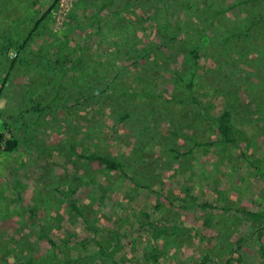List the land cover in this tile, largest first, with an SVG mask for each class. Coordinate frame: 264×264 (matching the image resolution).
I'll use <instances>...</instances> for the list:
<instances>
[{
  "label": "rangeland",
  "instance_id": "374dc122",
  "mask_svg": "<svg viewBox=\"0 0 264 264\" xmlns=\"http://www.w3.org/2000/svg\"><path fill=\"white\" fill-rule=\"evenodd\" d=\"M94 1L100 3L63 0L54 8L31 44L42 59H31L37 53L28 49L0 93V138H4L0 144V264H45L43 256L51 250L44 233L57 243V259L65 264H155L152 258L145 259L146 251L155 246L171 247L158 252L163 264H195L207 256L214 264H224L227 252L239 245L245 264H264L258 235L245 215H235L242 209L264 210V175L247 160L262 158L264 150L253 155L252 147L258 142L251 135L242 148L246 155L239 148L229 151L214 145L217 136L209 124L232 105L237 127L251 131L255 111L251 102L261 101L254 93L264 86V46L259 50V43H243V38L227 42L218 16L240 0H186L185 6L174 5L169 11V21L178 24L176 32L171 30L173 35L210 36L201 42L197 66L189 43L178 38L170 49L149 48L153 26L162 19L156 11L161 0H115L102 13ZM53 2L37 0L38 16L47 13ZM127 5L132 6L131 13L123 14ZM119 12L124 15L119 20L131 29L119 50L125 72L130 73L120 77H128V82H112L119 84L112 85L113 95L103 96L99 88L107 81H101L95 92L98 98L87 101L94 91L89 83L79 84L81 65L94 55L118 50L116 36L121 34L109 24L118 21ZM215 22L220 23L211 27ZM8 51L0 62V90L16 56L15 49ZM196 68L205 82L201 93L210 106L206 120L194 105L181 103L174 114L175 107L169 103L147 102L141 108L127 93L147 88L156 96H172L167 80L178 72L190 75ZM37 69L40 76L35 74ZM102 71L111 76L107 67ZM161 77L165 83L159 82ZM124 114L133 121L122 123ZM254 119L253 124L259 122ZM182 129L184 135L198 136L202 146L193 147L183 135L176 137ZM5 141L15 144L11 151ZM83 153L119 159L131 178L135 172L140 184L119 173L107 175L103 168L80 159ZM177 153L188 154L178 157ZM228 206L231 209L225 211ZM224 214L236 217L235 229L224 225L225 216L220 219ZM211 220L220 222L217 228H210ZM154 227L161 234L159 241L153 237ZM105 239L122 240L115 261L88 260Z\"/></svg>",
  "mask_w": 264,
  "mask_h": 264
},
{
  "label": "trees",
  "instance_id": "16d2710c",
  "mask_svg": "<svg viewBox=\"0 0 264 264\" xmlns=\"http://www.w3.org/2000/svg\"><path fill=\"white\" fill-rule=\"evenodd\" d=\"M115 0H100V3H97V1H94L93 5L95 4L98 9L100 10V13L108 7L109 4H112ZM161 4H159L158 7H156V11L159 15L162 16L161 22L156 24L154 27V30L152 31L153 40H151V43L149 45L150 49H170L173 47V43L178 40H181V42H185V44L189 43L190 48L192 49L193 53V61L195 66H197V61L200 57V46L203 39H205V42L210 40V36L205 33L197 34V32L194 35L186 34L184 36L178 37V35H173L171 33V30L173 32L175 31L176 26L178 25L175 22L169 21V11L173 8L174 5H178L177 7L185 6L187 4L186 0H161ZM171 2V5H170ZM53 6L49 9V11L45 14L38 16L40 13L39 10L35 9V6H37V0H0V62L2 60V56L4 53H9V49H15L16 56L13 60L12 66L9 69L6 79L4 81V84L0 90V93H3L6 83L9 80L10 76L12 75L15 67L17 66L18 60H22L25 55L27 54V50L30 49L34 53L36 52V49L32 48L31 44L34 40L37 39L39 36V33L37 32L39 29H44V22L48 18L49 15H51V12L56 9L60 3L61 0H54ZM132 5V4H129ZM126 6V9L123 11V14L131 13L130 12V6ZM178 9V8H177ZM180 9V8H179ZM188 9V8H187ZM123 10V9H122ZM236 10V11H235ZM234 11V12H233ZM76 12V8L72 11V17L74 16ZM235 12H238L242 15V17L239 19L238 17H234ZM122 13L116 14V16H119L118 21H115L116 23H110L109 26L111 27V30H115L116 34H121L120 36H116V39L119 40L117 42L118 50L113 53L105 52L102 56H92L91 60H86L82 63L80 70V81L79 84H83V81L85 84L92 85V94L87 97V101H95V99L98 98L99 95L106 94L107 92L112 93L113 95V88L112 85H119L121 82H124L126 84L128 82V77L121 78L120 76L125 75L124 73H127L130 75L127 71V65L124 64L122 59H120L119 56V50L121 51L120 47L122 43L125 40V36L127 32L131 31L130 25L125 23V20H119L121 17L124 16ZM218 16H220L221 25H224V36H227V42L231 41H237L238 39L243 38V43H259V50L263 49L264 46V0H240L239 3L228 5L225 7V9L218 12ZM217 16V17H218ZM216 17V19H217ZM219 19V17H218ZM217 23L215 22L211 27H216ZM29 27L31 31H29ZM157 29V30H156ZM28 33V34H26ZM227 33V34H226ZM46 41V40H45ZM48 51V50H46ZM152 51V50H151ZM39 50L36 55H34L35 61L38 62L39 59H42L39 57L40 55ZM128 55H131L128 53ZM152 53L148 50L147 56L150 57ZM24 56V57H23ZM23 57V58H22ZM132 57H134L132 55ZM147 58V57H145ZM107 67L109 69V72H111V76L113 77L112 80H109L111 76L109 74L104 73L102 71V68ZM40 70H35L36 76H40ZM43 72V71H42ZM178 72L176 74H173V77H170L168 82V87L171 88L173 94L172 96H166L162 94H157V96L152 92L151 90L140 89L136 88L132 92L127 90V93L130 94V99L136 103L141 108L146 107L147 102H151L152 104H155L157 102L161 103L162 105L165 103H169L175 107L174 110H172V113L178 114V111L176 110V106L181 105L183 103L186 106L194 105L196 108H198L199 114L205 116V113H208V109L210 106L208 105V102L205 100L207 96L203 97V93H201V89L204 88L205 82L202 80V77L197 76V68L194 72H192L190 75L184 74ZM43 78V77H41ZM163 79L162 83H165V77H161L159 82L161 83V80ZM165 80V81H164ZM101 81H107L103 86H100V88L97 86L99 82ZM119 81V84H114L112 82ZM126 81V82H125ZM207 81H209L207 79ZM94 84V85H93ZM181 85V86H179ZM80 86L77 87L79 89ZM99 88V93H95L97 89ZM99 94V95H98ZM253 94V93H252ZM260 100L252 99V105L255 108V111L253 110V117L259 118V122L257 121L256 124H253L255 119H250V126L251 131H247L246 128H239L237 127L235 123V116L232 105L227 106L226 109L223 110V112L215 117H212V121L209 123L213 129L212 133L217 136L216 141L213 142L214 145H219L222 147H228V150L231 151L233 148H244V144L250 143L248 141V136L251 135L253 140H256L258 143L252 147V149H256L253 152V155L260 154L261 150H264L262 146V142L264 143V86L261 87L258 92L255 93ZM120 96V95H119ZM112 96H110L111 98ZM107 100V102H110L111 105L115 103L113 99ZM158 98V100H157ZM162 98V99H161ZM118 102H121L120 97L117 99ZM114 101V102H113ZM132 102V103H133ZM131 103V104H132ZM110 105V106H111ZM161 107L158 108L160 110ZM177 117V116H176ZM201 117V116H200ZM204 120L208 119V117L203 118ZM125 121H133L132 116L124 114L123 118L121 117V122L124 123ZM178 121V120H177ZM179 123V121H178ZM190 126H194L193 123L188 124ZM187 125V127H188ZM182 126L179 123V128ZM188 127V129H189ZM186 128V127H185ZM250 129V128H249ZM183 132L177 131L175 132L176 137H181L183 135L187 138V140L193 144V147L202 146L200 142L198 141V136L195 134L184 135ZM250 132V133H249ZM198 141V142H197ZM4 142V138H0V144ZM6 143V150L11 151L14 147V143L11 141H5ZM210 145V143H209ZM264 145V144H263ZM213 146V145H211ZM192 149V148H191ZM189 151H192V150ZM244 149H242L243 151ZM188 153H177V156H186ZM241 155H246L245 151L241 152ZM252 155V156H253ZM79 158L90 163L96 164L98 167L103 168L105 173L107 175L109 174H116L119 173L123 176L125 179L131 180L135 185H139V181L136 179L137 175L132 173L134 176L131 178L128 171L125 169V165L123 162H121L119 159L108 156L106 154H97V153H91V154H80ZM250 164L254 166L255 171H258L261 175H264V155L260 159H253L248 158ZM148 185H145L147 187ZM76 190L71 191V195L76 194ZM67 193L65 192L64 195ZM72 196H69L70 203L74 207V209L77 212H80V208L78 209L76 206H74V202L71 198ZM172 198L175 199V195L172 196ZM231 203V202H230ZM231 207L224 208L225 211H229ZM33 212L34 210H29ZM83 214L82 212L80 213ZM245 215V219L250 223L251 225V231L253 233H256L258 235L257 241L258 245L260 246L261 254L264 259V210L262 211H250L249 209H242L237 210L235 212V215ZM34 217L36 218V213H32ZM225 216V217H224ZM224 217V225L227 227H233L234 219L236 218H228L226 214L223 216H220V219ZM242 220V219H241ZM229 222V223H228ZM232 222V223H230ZM93 223V222H92ZM220 222L217 224L211 220L210 228H217ZM228 225H227V224ZM42 231L44 230L43 226H40ZM153 229V237L155 240H160L161 234L158 233L157 228ZM47 232V231H46ZM168 235V234H167ZM44 238L48 241L50 246V255L47 254V256H43L45 258L44 263L45 264H65L62 261L57 259V243L54 242L51 238H49L48 234L44 233ZM98 250L96 251V255H93L92 258L88 257L87 259L90 260L93 263H97L98 260L102 262H108V261H115V256L117 251L119 252L121 249H123V244L121 239H114L109 240L105 239L103 241L98 242L97 244ZM159 250L162 251H170L171 247H163L161 249L157 248L156 246L152 250H147L145 253L146 260L149 261V258H152L153 263L155 264H163L160 261V257L158 255ZM226 257H228L224 264H245L246 256H244V253L241 250V246H237L233 250L230 249ZM47 259V260H46ZM175 259V258H174ZM212 262V259H210L208 256L203 258L201 261L196 262L195 264H210ZM217 262V261H216ZM82 264L86 263L84 261H81ZM214 264V262H212ZM29 264H35L33 262H30ZM88 264V263H86ZM218 264V263H217ZM253 264H257V261Z\"/></svg>",
  "mask_w": 264,
  "mask_h": 264
},
{
  "label": "built area",
  "instance_id": "2783aa9c",
  "mask_svg": "<svg viewBox=\"0 0 264 264\" xmlns=\"http://www.w3.org/2000/svg\"><path fill=\"white\" fill-rule=\"evenodd\" d=\"M62 3H63V0H61V3H60V5H59V6H61V5H62Z\"/></svg>",
  "mask_w": 264,
  "mask_h": 264
}]
</instances>
